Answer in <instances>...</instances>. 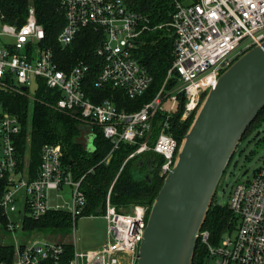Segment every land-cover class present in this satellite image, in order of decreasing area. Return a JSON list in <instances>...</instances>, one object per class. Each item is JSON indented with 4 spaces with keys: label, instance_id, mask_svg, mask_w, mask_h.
<instances>
[{
    "label": "built area",
    "instance_id": "2783aa9c",
    "mask_svg": "<svg viewBox=\"0 0 264 264\" xmlns=\"http://www.w3.org/2000/svg\"><path fill=\"white\" fill-rule=\"evenodd\" d=\"M59 10L65 23L57 42L65 47L86 28L102 33L95 48L100 65L93 85L121 89L132 99L152 81L135 55L141 35L153 29L170 30L173 60L157 92L133 110L119 108L109 97L94 101L88 92L89 66L78 60L68 69L60 68L31 7L21 25L5 21L0 10V94L10 91L33 99L30 88L35 93L43 88L56 109L100 127L112 143L104 159L120 142L137 144L127 157L146 151L160 154L159 174L163 177L174 165L181 143L167 130L168 117L180 107V119L194 115L219 75L238 56L264 41V0H172L168 19L154 26L124 0H59ZM172 77L176 82L169 86ZM158 111L164 119L151 140L152 121ZM22 126L20 116L5 107L0 96V211L6 217L4 229L12 237L11 264H60L63 240L39 236L37 230L20 240L17 233L24 231L26 215L37 218L50 208L67 209L74 229L86 204L81 186L84 175L73 176L58 142L41 145L40 162L31 175L25 162L28 153L22 157L17 146ZM65 184L71 187L70 201L49 204L47 190ZM228 204L234 226L224 230L216 243L209 241L208 229L199 230L205 247L203 264H264V161L250 178L234 182ZM10 212L22 216L11 220ZM148 212L140 203L119 210L108 194L101 214L106 219L105 241L87 250H78L73 243L67 264H136Z\"/></svg>",
    "mask_w": 264,
    "mask_h": 264
},
{
    "label": "trees",
    "instance_id": "16d2710c",
    "mask_svg": "<svg viewBox=\"0 0 264 264\" xmlns=\"http://www.w3.org/2000/svg\"><path fill=\"white\" fill-rule=\"evenodd\" d=\"M124 1L130 9L143 13L151 26L167 20L168 12L172 8V0ZM31 7L34 9L37 21L43 26L47 45L58 57L60 68L68 69L78 60L89 66L88 92L94 97V101L109 97L119 108L133 110L149 101L161 86L173 60V36L167 28L145 31L141 35L135 55L151 75L152 81L146 91L132 99L121 89L111 86L97 89L93 85V79L100 65V57L95 54V48L102 39V33L94 28H86L65 47L57 42L56 37L65 23L64 16L59 10V0H0V10L4 20L17 25L22 24L27 10ZM175 82L176 77H172L168 85H173ZM0 96L5 107L18 114L23 121L17 146L22 157L28 148L27 162L31 175L37 171L40 148L44 142L60 143L63 161L69 166L73 176L76 178L84 175L81 186L85 192L86 204L82 214H102L108 194L110 202L119 210H129L136 203L144 204L148 210L150 209L163 182V176L159 174V165L162 161L160 154L146 151L127 157L137 144L120 142L113 148L108 159H104L112 143L104 136L100 127L91 124L93 131L90 133L88 143L85 144L80 139L82 131L80 120L72 112L56 109L48 91L40 88L33 99L10 91H2ZM181 111L180 107L168 117L167 130L176 137L178 143L187 132L194 116L190 114L185 119H180ZM162 119L164 115L160 111L156 112L152 121L151 140L158 132ZM258 120L264 125V105L240 139L225 167L223 177L227 174L235 156L241 153V141L246 139L254 126L255 128L260 126L256 125ZM136 171L139 176L135 174ZM222 181L223 178L218 186ZM5 220V215L0 211V225L3 229ZM234 222L235 217L228 201L219 203L214 196L201 228L208 229L209 241L216 243L222 232L233 227ZM68 224H70V213L67 209L50 208L37 218L26 215L23 219V234L26 236L32 230H37L62 240L61 233L68 229ZM63 247L60 264H67L73 252V242L63 240ZM204 256L205 247L198 237L191 264H203ZM12 257V243L5 241L0 235V264H11Z\"/></svg>",
    "mask_w": 264,
    "mask_h": 264
},
{
    "label": "water",
    "instance_id": "95a60500",
    "mask_svg": "<svg viewBox=\"0 0 264 264\" xmlns=\"http://www.w3.org/2000/svg\"><path fill=\"white\" fill-rule=\"evenodd\" d=\"M263 105L264 41L238 56L207 91L150 206L136 264H191L225 167Z\"/></svg>",
    "mask_w": 264,
    "mask_h": 264
},
{
    "label": "rangeland",
    "instance_id": "374dc122",
    "mask_svg": "<svg viewBox=\"0 0 264 264\" xmlns=\"http://www.w3.org/2000/svg\"><path fill=\"white\" fill-rule=\"evenodd\" d=\"M30 93L32 96L35 95L33 87L30 88ZM80 122L82 123L80 139L85 144H87L90 137V133L93 130L91 129V124L82 121ZM256 125L260 126L258 128H255L256 126H254L253 129L250 131V134L246 137V139L241 141V153L235 156L234 161L229 166L227 174L224 177L222 176L223 181L221 182V185L217 187L215 193V199L219 203H227L229 193L234 182L237 180L250 178L253 175L254 169L261 165L264 161V125L261 120L256 121ZM25 153H28V148H26ZM25 162L27 163V156L25 157ZM70 190L71 187L68 184L63 185L60 189H48V203H61L64 205L66 201H70ZM18 205H21L20 202H18ZM9 216L11 220L18 221L22 214L18 215V213L16 212H10ZM37 234L42 237L57 239L52 236H49V233H45L42 231H39ZM73 234L75 235L74 241ZM0 235L5 241L9 243L12 242L11 235L6 230H4L1 225ZM17 236L21 240L24 234L23 232L19 231L17 233ZM28 236L29 234L26 235V237ZM61 236L60 237L62 238V240L73 241L76 246V249L78 250H87L92 247L100 246V244H102L106 239V219L101 214H82L81 216L77 217L74 223V229L73 223L71 225L70 222V224H68V229L62 232Z\"/></svg>",
    "mask_w": 264,
    "mask_h": 264
},
{
    "label": "crops",
    "instance_id": "0c3cea01",
    "mask_svg": "<svg viewBox=\"0 0 264 264\" xmlns=\"http://www.w3.org/2000/svg\"><path fill=\"white\" fill-rule=\"evenodd\" d=\"M90 138V137H89ZM96 245H98V244H96ZM92 248H94V247H92Z\"/></svg>",
    "mask_w": 264,
    "mask_h": 264
}]
</instances>
